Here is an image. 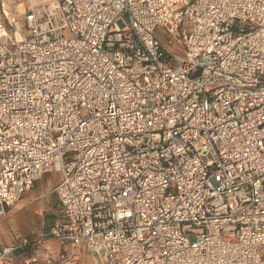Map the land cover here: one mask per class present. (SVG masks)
Listing matches in <instances>:
<instances>
[{
    "label": "built area",
    "instance_id": "2783aa9c",
    "mask_svg": "<svg viewBox=\"0 0 264 264\" xmlns=\"http://www.w3.org/2000/svg\"><path fill=\"white\" fill-rule=\"evenodd\" d=\"M47 172L27 264H264V0H0V217Z\"/></svg>",
    "mask_w": 264,
    "mask_h": 264
},
{
    "label": "crops",
    "instance_id": "0c3cea01",
    "mask_svg": "<svg viewBox=\"0 0 264 264\" xmlns=\"http://www.w3.org/2000/svg\"><path fill=\"white\" fill-rule=\"evenodd\" d=\"M60 180L61 176L58 180H46L43 176L37 181L38 194L35 195L34 190L27 192L7 217H0V251L6 247H16L3 264H27V261L34 257L45 262L48 258L57 259L64 250L65 247L53 239H47L40 246L34 242L23 243L26 239H35L56 220L64 219L58 205V197L53 191ZM29 215L35 216L39 220L38 223L30 221ZM100 256L104 261L103 255ZM77 258L78 264H95L98 261L85 247L77 251Z\"/></svg>",
    "mask_w": 264,
    "mask_h": 264
},
{
    "label": "rangeland",
    "instance_id": "374dc122",
    "mask_svg": "<svg viewBox=\"0 0 264 264\" xmlns=\"http://www.w3.org/2000/svg\"><path fill=\"white\" fill-rule=\"evenodd\" d=\"M60 174L58 173V172H47V173H45V175H44V178L46 179V180H58L59 178H60ZM57 183V182H56ZM39 186V182H37V183H35V187L32 189V190H34V194L36 195V194H38L39 193V190L38 189H36L37 187ZM31 190V191H32ZM29 220L30 221H32V222H36V223H38V219L35 217V216H33V215H29ZM93 255V254H92ZM95 255V257L98 259V261H100L101 262V264H105V261H102L101 260V256H100V254H94Z\"/></svg>",
    "mask_w": 264,
    "mask_h": 264
}]
</instances>
